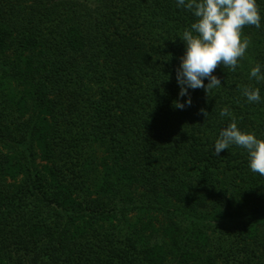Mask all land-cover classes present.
I'll use <instances>...</instances> for the list:
<instances>
[{
  "label": "trees",
  "instance_id": "trees-1",
  "mask_svg": "<svg viewBox=\"0 0 264 264\" xmlns=\"http://www.w3.org/2000/svg\"><path fill=\"white\" fill-rule=\"evenodd\" d=\"M98 3L0 0V264H264V176L246 149L214 151L224 107L264 140V0L240 66L183 109L192 13Z\"/></svg>",
  "mask_w": 264,
  "mask_h": 264
},
{
  "label": "clouds",
  "instance_id": "clouds-1",
  "mask_svg": "<svg viewBox=\"0 0 264 264\" xmlns=\"http://www.w3.org/2000/svg\"><path fill=\"white\" fill-rule=\"evenodd\" d=\"M176 3L195 17L190 27L182 32L185 51L176 69L178 95L187 100L184 103L175 101L174 107L183 109L192 103L188 89L203 88L207 94L222 86L221 80L213 75L217 67L236 71L251 45V39L244 35L243 29L247 26L259 29L262 16L257 0H176ZM262 68L260 63L251 68L250 76L257 82L264 81ZM242 95L249 103L261 101L260 89L250 85L243 86ZM200 112L204 117L209 114L204 109ZM220 116L231 117V122L219 132L214 144L215 153L219 155L231 145L242 147L248 151L251 171L264 176V140L258 139L253 132L240 130L228 107L221 109Z\"/></svg>",
  "mask_w": 264,
  "mask_h": 264
},
{
  "label": "rangeland",
  "instance_id": "rangeland-1",
  "mask_svg": "<svg viewBox=\"0 0 264 264\" xmlns=\"http://www.w3.org/2000/svg\"><path fill=\"white\" fill-rule=\"evenodd\" d=\"M79 2H83L84 4H86V5H88V6H90L91 8H95L99 3H98V0H78ZM103 1L104 0H102V3H103ZM101 3V4H102ZM85 146H87V147H89L90 146V144H87V145H85ZM94 147V146H93ZM91 154V152L89 151V149H87V151L85 152V156H89ZM93 175H95L96 176V178L98 177V178H100L99 177V173H97L96 171L94 172V174ZM93 175L91 176V178L93 179V180H91L90 181V183H93L95 180H94V177H93ZM256 188V187H255ZM128 218V220H129V224H134V221H133V217H127ZM234 224V223H233ZM133 226V225H132ZM139 227V226H138ZM146 236V235H145Z\"/></svg>",
  "mask_w": 264,
  "mask_h": 264
}]
</instances>
